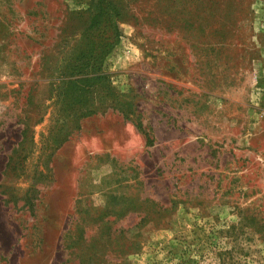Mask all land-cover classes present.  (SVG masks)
I'll return each mask as SVG.
<instances>
[{
    "label": "rangeland",
    "instance_id": "374dc122",
    "mask_svg": "<svg viewBox=\"0 0 264 264\" xmlns=\"http://www.w3.org/2000/svg\"><path fill=\"white\" fill-rule=\"evenodd\" d=\"M99 1L0 0V264H264V0Z\"/></svg>",
    "mask_w": 264,
    "mask_h": 264
},
{
    "label": "trees",
    "instance_id": "16d2710c",
    "mask_svg": "<svg viewBox=\"0 0 264 264\" xmlns=\"http://www.w3.org/2000/svg\"><path fill=\"white\" fill-rule=\"evenodd\" d=\"M120 16V13L118 11L117 6L112 2V1H106V0H100L99 1V7L98 10L96 12V14L93 16L91 23L89 24V26L86 29V33L89 32H97V34H99L97 36V39H99L101 32L100 24H101V20H107L110 24V28L111 30H113V34H114V40L115 42L112 44V46H110L108 48L107 53L111 54L116 46L117 43L119 42V38L121 36L120 31H119V27L117 25V20ZM107 17V19H106ZM93 37V36H92ZM99 71L95 70L93 71V74L96 75ZM91 74V73H90ZM92 79V78H90ZM78 81V80H76ZM81 82H86L87 80L85 79H81ZM137 129L143 133L145 135V137L147 138V145H152V140L150 139V136L148 134V132L144 129L143 125L141 123L137 124Z\"/></svg>",
    "mask_w": 264,
    "mask_h": 264
}]
</instances>
